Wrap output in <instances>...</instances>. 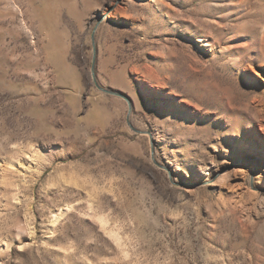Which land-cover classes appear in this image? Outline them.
Listing matches in <instances>:
<instances>
[{"label": "rangeland", "instance_id": "374dc122", "mask_svg": "<svg viewBox=\"0 0 264 264\" xmlns=\"http://www.w3.org/2000/svg\"><path fill=\"white\" fill-rule=\"evenodd\" d=\"M0 264H264V0H0Z\"/></svg>", "mask_w": 264, "mask_h": 264}, {"label": "bare ground", "instance_id": "6f19581e", "mask_svg": "<svg viewBox=\"0 0 264 264\" xmlns=\"http://www.w3.org/2000/svg\"><path fill=\"white\" fill-rule=\"evenodd\" d=\"M204 45H206V44H204Z\"/></svg>", "mask_w": 264, "mask_h": 264}]
</instances>
